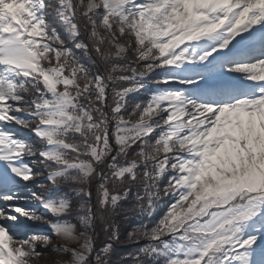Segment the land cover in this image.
Here are the masks:
<instances>
[{
  "label": "snow or ice",
  "instance_id": "1",
  "mask_svg": "<svg viewBox=\"0 0 264 264\" xmlns=\"http://www.w3.org/2000/svg\"><path fill=\"white\" fill-rule=\"evenodd\" d=\"M153 73L181 87L129 111ZM36 164L70 191L29 188ZM134 187L141 213L173 198L154 226L128 233L149 241L134 264H264V0H0V264H32L37 242L53 244L18 236L9 222L21 217L63 241L62 264H111L96 229L119 240L115 216Z\"/></svg>",
  "mask_w": 264,
  "mask_h": 264
},
{
  "label": "trees",
  "instance_id": "2",
  "mask_svg": "<svg viewBox=\"0 0 264 264\" xmlns=\"http://www.w3.org/2000/svg\"><path fill=\"white\" fill-rule=\"evenodd\" d=\"M58 30L61 32V35L65 37L67 40L66 33L62 27L57 25ZM67 47L72 48L76 57L80 60L81 63L85 64L90 71L95 72L97 65H94L92 60L93 57H90L87 53L82 50L76 49L74 47V42L71 40H67ZM134 59V57H130ZM120 63H124L120 61ZM106 74V73H105ZM161 77L157 76L155 73L151 74L150 78L146 81V88L130 94L128 97L129 105L128 109L131 111L132 107L140 102L146 103L151 94L158 89H163L164 84H157L156 81L160 80ZM112 96V86L109 87V97ZM114 130L112 126H110V131ZM28 140L33 144L34 148L40 149L42 145L40 141L34 136L29 135ZM135 148L131 149L130 152H135ZM110 159V158H109ZM38 171L41 175V180L43 183L37 189L39 190L40 195L44 197L56 195L63 196L65 193L69 192L70 189L67 185H62L59 189L54 187L47 180V169L43 164H38ZM93 195L95 196V183L92 185ZM136 192L137 189L134 187L132 193L129 198L125 201L121 202L120 209L118 210L117 215L115 216V222L119 226V240L118 241H109L108 236L102 232L97 227V235H96V247L95 250L99 252L106 243H112V251H111V264H134L133 256L145 245L149 243L148 240H141L138 243L130 242L127 239L128 233L139 225H147L149 228L154 226L159 219L167 212L170 203L173 202L172 197H163L154 212L151 213H141L139 209L136 207ZM42 214L47 215L51 218L50 220H54L50 213H48L45 209L41 207ZM42 216V215H41ZM46 216V217H47ZM45 217V216H43ZM45 217V218H46ZM52 239H56V246H62L63 241L56 237L50 230L48 234ZM166 239H170V237H166ZM44 248V247H43ZM47 259L42 264H62L63 261L68 259L67 255L62 254L59 251H53L51 254L46 255Z\"/></svg>",
  "mask_w": 264,
  "mask_h": 264
},
{
  "label": "rangeland",
  "instance_id": "3",
  "mask_svg": "<svg viewBox=\"0 0 264 264\" xmlns=\"http://www.w3.org/2000/svg\"><path fill=\"white\" fill-rule=\"evenodd\" d=\"M167 87H181L180 85H167ZM31 159H35V157H32ZM35 168L38 171V164L35 165ZM41 175L40 173L35 177L34 181H30L28 182V187L31 188L32 190L36 191L38 194L39 190L37 189L39 186H41V184L43 183V181H41ZM28 195L27 190H22L21 191V197ZM16 204H18L21 207H24L26 209H30L31 211H34L37 215H41L40 214V206L38 205V203H36L35 201L31 200V199H19L15 202ZM5 204L4 201H0V206H3ZM43 216V214H42ZM44 216L46 217L47 215L44 214ZM49 216L46 217V220H50ZM12 223L14 228H16V234L18 236H20L21 238H26L29 235H33V234H48L49 232V227L47 225V223L44 222H39V221H29L26 218L21 217L19 222H9ZM53 244L48 245L47 247L43 246V241H39L37 242V250L38 251H43V255H41L40 257L35 258L32 261V264H42L44 261H46L47 254H51L54 250H53V245H56V239H52ZM29 244H31V241L29 242ZM27 247V246H26ZM44 247V249H42Z\"/></svg>",
  "mask_w": 264,
  "mask_h": 264
}]
</instances>
